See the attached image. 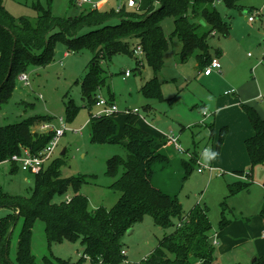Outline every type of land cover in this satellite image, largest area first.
<instances>
[{
  "label": "rangeland",
  "instance_id": "1",
  "mask_svg": "<svg viewBox=\"0 0 264 264\" xmlns=\"http://www.w3.org/2000/svg\"><path fill=\"white\" fill-rule=\"evenodd\" d=\"M39 1L43 6L48 7V0ZM36 2L37 0H4V5L15 17L25 16L35 19L39 15V11L33 6ZM70 3L71 0H53L51 9L56 16L78 13L77 8L71 7ZM124 3L125 0H111L106 6L101 5V8L108 9L111 5L117 7ZM216 5L228 24H233V38L229 51L239 64L236 72L240 76L237 79L243 81L244 76L252 75V68L263 65L255 71L254 76L264 84V74L261 76L264 73V64L260 62L264 31L262 22L264 0H242L235 9L227 8L221 1ZM127 8L132 11L136 7ZM241 11L245 14L241 15ZM251 14H256L254 22L246 19ZM198 21L204 25L198 29L199 33H203L208 29V25L203 19ZM162 26L166 36L169 37L174 30V18H165ZM236 33L240 37H237ZM227 37L221 33L209 36L211 53H214ZM239 42L241 47H236ZM136 45L137 41L133 40L132 46ZM181 49L182 43L174 38L169 51L165 53L164 66L157 73L138 52L134 56L116 54L98 62L106 81L98 89L97 97L113 101L118 107L114 117L118 124V132L113 138L117 139L116 141L112 139L105 142L94 141L91 134L89 121L97 115L100 108L97 103L88 106V101L82 95V84L92 67L95 51L87 47L78 50L69 49L63 42L56 44L53 58L49 63L30 64L26 71H21L17 75L12 96L0 103V126L21 122L30 117L39 118L32 127L34 131H39L44 123L51 124L55 128L63 127L65 124L66 131L60 138L52 159L45 166L54 159H61L62 176L80 179L81 186L78 193L88 198L89 208L104 207L111 210L122 196V192L115 187V182L123 169H120L118 176L111 177L107 174V162L113 156L127 159L128 149L126 141L122 139L126 112L137 110L136 114L139 116L137 124L155 136L158 147L164 146L159 142V135L172 131L178 136L183 125L184 135L179 143L184 151L180 152L173 147L167 149L169 152L163 149L169 160H159L154 164V184L170 195H177L185 213L198 204L208 207L212 223L209 235L215 248L214 255L217 262L249 264L252 259L264 256L262 251L264 250L262 249L264 248L262 217L264 163L255 166L253 176L249 177L247 172L251 170L250 165L247 171L242 169L236 171L228 169L231 167L230 164L216 160L225 139L220 151L216 149L217 144L213 146L212 143H218L223 134V126H219L218 121L216 123L214 109L209 105L212 101L197 82L201 73L196 55H192L184 62L180 55ZM262 62L264 63V60ZM127 70L131 71V76L125 79ZM25 74L29 77L28 85L22 81V76ZM155 76L161 83V94L164 99L148 98L142 91L145 84ZM247 90L253 94L249 85ZM204 102L207 104L205 107ZM70 103L78 109L75 115L68 118L67 109ZM149 106L153 109L150 110ZM242 111L243 107H238L237 113L232 117L231 124H234L232 126L235 130L238 126L243 127L247 119ZM213 128L214 138H212ZM188 149L200 157V162L191 161L186 151ZM204 149L210 150V154L204 156ZM64 150L65 153L62 154ZM247 160L249 162V157ZM182 161L191 162L188 173ZM199 167L203 169L202 172L198 171ZM11 168V163L8 161L0 163V184L3 189L13 195L29 196L34 187L33 176L23 171L21 167L15 172H11ZM238 175H241L240 178H237ZM238 182L246 184L245 187L242 186L236 192H232V188L238 186ZM76 193L71 187L62 195L56 194L53 201L60 202ZM10 212V208L0 207V219ZM223 218L234 223L235 232H229L228 225L223 229L220 227ZM178 222L179 220L175 219L174 226L162 228L155 223L152 216L145 215L122 237L123 249L127 251V256L119 264H126L125 261L127 264H139L150 255L163 237L176 229ZM23 223L22 218L18 219L14 227L10 251L13 262L16 261L17 242ZM243 224L247 226L245 232L242 230ZM221 232H225V237L229 238L225 243L220 237ZM216 239L219 244L214 245ZM30 246L38 264H44L45 256L75 263L82 256L84 248L81 241L68 240L49 246L46 226L42 220H37L34 224ZM86 264H90L89 261Z\"/></svg>",
  "mask_w": 264,
  "mask_h": 264
},
{
  "label": "trees",
  "instance_id": "2",
  "mask_svg": "<svg viewBox=\"0 0 264 264\" xmlns=\"http://www.w3.org/2000/svg\"><path fill=\"white\" fill-rule=\"evenodd\" d=\"M52 1L48 0V7H45L37 0L33 6L39 15L31 19L15 17L4 5V0H0V103L12 96L21 71H26L30 64H47L52 60L58 42L65 43L69 49L87 47L95 51L92 67L82 84V95L88 106L97 103V91L106 81L98 62L116 54L134 56L138 46L157 73L164 66V56L172 40L177 38L182 43V61L195 54L198 67L204 70L214 57L221 55L219 48L211 53L209 36L216 33L228 36L231 30V23L229 25L223 18L216 3L221 1L227 8L235 9L242 0H140L132 11L124 5L119 10L116 7H79L71 0V7L77 8L78 13L65 16L53 13ZM167 17L174 18V30L169 37L162 26ZM198 19L208 25L203 33L198 31L204 26ZM133 40L137 41L135 47ZM142 91L148 98L164 99L157 76L148 81ZM242 107L254 129V134L245 140L251 169L247 176L252 177L254 167L264 163V117L252 105L242 104ZM77 109L70 103L68 118L75 115ZM115 114L93 116L89 121L94 141L117 140L113 139L118 132ZM38 120V117H30L0 126V163L10 162L11 157L20 154L24 148L36 154L49 143L53 132L32 129ZM138 120L136 113L127 114L124 120L122 139L126 141L127 159L113 156L107 162V174L111 177L118 176L123 169L115 182L122 196L111 210L89 208L88 198L78 193L80 179L62 176L61 159L52 160L38 173L28 172L34 178L29 196L10 194L0 184V207L11 209L0 219V264H38L30 246L37 220L45 223L49 246L63 240L81 241L84 246L82 256L75 263L45 256L44 264H86L88 261L90 264H119L127 256L122 253V237L145 215L152 216L162 228L174 226L175 219L179 222L176 229L163 237L139 264H221L216 261L215 248L210 241L212 223L208 207L198 204L185 213L177 195H170L152 183L154 164L166 156L158 152V140L142 129ZM226 132L227 127H223L224 135L219 138L217 149H220ZM193 160L197 161V158L192 157ZM183 162L188 173L191 162ZM10 163L11 172L20 169L16 163ZM245 185L238 182L232 192ZM71 187L77 193L69 202L66 199L53 201L56 194L62 195ZM262 217L264 219V207ZM21 218L24 223L13 262L10 258L13 231ZM230 223L223 218L220 227L223 229ZM249 264H264V256L256 257Z\"/></svg>",
  "mask_w": 264,
  "mask_h": 264
},
{
  "label": "crops",
  "instance_id": "3",
  "mask_svg": "<svg viewBox=\"0 0 264 264\" xmlns=\"http://www.w3.org/2000/svg\"><path fill=\"white\" fill-rule=\"evenodd\" d=\"M108 2H102V6H106ZM110 7H115L114 5H111ZM102 9V8H101ZM104 9V8H103ZM245 14V13H244ZM248 19V17H246ZM249 21V20H248ZM263 22V27H264V20ZM233 24L231 25V30L230 34L228 37L225 39V41L221 42L219 49H221V55L217 56L219 57L222 68L220 71H213L211 74L206 75L204 74L203 70H200V77L197 80L198 84H200L201 88L205 90L206 94L208 95L209 99L212 101L209 105L214 109V117L215 121L219 126L227 127V133L225 134V141L222 145L221 151L220 149H216L220 151L218 157L216 158L217 161H224L226 164H230L231 167H228V169H242L246 170L249 168L250 161L248 162L246 155V147L245 145V140L249 137H251L254 134V129L252 127V124L244 112L242 111L243 114L246 116V121L243 124V127L238 126V128L235 130L234 127L231 124L232 123V117L237 113V108L242 107V104H249L254 106L260 115L264 117V84L262 81H260L257 76L255 77L254 74L256 73L255 71L259 70L262 68L263 65H260L256 68H252L251 74L248 76L243 77V81H239L237 78L240 76L238 72H236L239 68V64H237V61L233 59L231 56V53L229 51L230 45H231V40L233 38ZM237 37H240L236 33ZM245 39L244 37H241V39ZM239 39V38H238ZM236 47H241V42H239ZM261 64H264L262 61L263 59V50H262V56H261ZM260 64V63H259ZM202 71V72H201ZM264 73L261 74V76ZM259 75V73H258ZM249 85L250 90H252L253 94H251L247 90V86ZM218 90V91H217ZM218 92V94L216 93ZM203 106H207V104L204 102ZM152 110L153 107L149 106ZM148 109V108H147ZM235 113V114H234ZM142 128V127H141ZM185 127L182 125L181 126V132L179 136V141H181V137L184 135L182 134V130ZM215 128V127H214ZM212 130V138H214V129ZM243 128L241 131L240 129ZM144 129V128H142ZM145 130V129H144ZM147 131V130H146ZM152 135L150 131H147ZM154 136V135H152ZM155 137V136H154ZM159 142L161 144H164L162 147H158V143L156 144V149L158 152L162 153L163 155L166 156V160H169V156L166 154V152L163 153V149H168V148H174L176 149L172 143L167 141V139L163 135H159ZM163 138V139H161ZM211 138V139H212ZM195 143V141H193ZM213 146H215L216 143H212ZM170 145V146H169ZM188 152V156L191 159L192 156L200 159L199 156H197L195 153L190 152L189 149L186 150ZM169 152V150H167ZM223 154L224 157H223ZM247 156V157H246ZM216 161V162H217ZM183 162V161H182ZM223 164V163H221ZM245 168V169H244ZM236 170V171H237ZM240 171V170H238ZM255 171V170H254ZM253 171V172H254ZM245 173V172H244ZM246 175V174H245ZM238 175L237 178H240ZM253 176V174H252ZM250 177V176H249ZM155 182V176H152V183L154 184ZM154 186H156L154 184ZM158 187V186H156ZM159 188V187H158ZM162 190V189H161ZM165 192V191H164ZM167 193V192H166ZM170 194V193H168ZM233 224L230 223L228 225V231L229 232H235L233 229ZM242 230L245 232L247 229L246 224L242 225ZM218 234V233H217ZM225 232L220 233V237L222 241L225 243L229 238L225 237ZM219 235V234H218ZM264 235V232H263ZM217 240V239H216ZM219 244V241H217ZM264 249V248H262ZM264 251V250H262ZM217 257V256H216ZM255 259V258H254ZM252 259V261L254 260ZM217 261V260H216ZM251 261V262H252Z\"/></svg>",
  "mask_w": 264,
  "mask_h": 264
},
{
  "label": "built area",
  "instance_id": "4",
  "mask_svg": "<svg viewBox=\"0 0 264 264\" xmlns=\"http://www.w3.org/2000/svg\"><path fill=\"white\" fill-rule=\"evenodd\" d=\"M108 1H111V0H75L76 4L79 7H88V8H93V9L101 8V3L108 2ZM139 2L140 0H125L124 4L119 5L116 8L119 10L123 5L129 8L137 7L139 5ZM247 17L250 22H254L256 20V14H251V15H248ZM262 43H263V46H262L263 59L262 60H264V31H263V36H262ZM136 52L140 54L142 53V49L140 46L136 48ZM221 68H222V64H221L219 57H214L211 60V62L206 66V68L203 70V72L204 74L209 75L213 71H220ZM130 76H131V71L127 70L125 72L124 78L127 79ZM22 79H23L22 81H24L25 84L27 85L29 84V77L26 74L22 76ZM97 106L100 109L96 116H102V115L112 116L113 114L118 112L117 105L114 102L108 101L104 98H99V100L97 101ZM126 113L127 114L137 113V110L135 111L128 110ZM61 122L63 124V119H61ZM40 129L44 133L53 132V137L49 141V143L41 151H39L36 154L32 153L29 148H24L20 154L13 155L11 159L9 160L10 162L16 163L19 167H21L23 171L31 172L34 174L40 172L44 168L45 164L52 159L55 153V150L57 146L59 145L60 138L63 136V134L66 131L65 124H63V127L55 128L51 126V124L44 123L40 126ZM163 136L167 139V141H169L170 143L174 145L176 150L180 152L184 151V149L181 147L179 143V136L175 135L172 131ZM197 161H199V159H197ZM198 171L202 172L203 169L199 167ZM66 200L69 202L71 200V197L67 196ZM213 244L214 245L218 244L217 240H215ZM122 253L124 255H127L126 250H123ZM125 263L127 264L126 261Z\"/></svg>",
  "mask_w": 264,
  "mask_h": 264
},
{
  "label": "clouds",
  "instance_id": "5",
  "mask_svg": "<svg viewBox=\"0 0 264 264\" xmlns=\"http://www.w3.org/2000/svg\"><path fill=\"white\" fill-rule=\"evenodd\" d=\"M209 154H210V150H208V149H205V151H204L203 155H204V156H207V155H209Z\"/></svg>",
  "mask_w": 264,
  "mask_h": 264
},
{
  "label": "water",
  "instance_id": "6",
  "mask_svg": "<svg viewBox=\"0 0 264 264\" xmlns=\"http://www.w3.org/2000/svg\"><path fill=\"white\" fill-rule=\"evenodd\" d=\"M245 12L244 11H242V12H240V14L241 15H243ZM65 153V150L62 152V154H64ZM133 231H131V233H132Z\"/></svg>",
  "mask_w": 264,
  "mask_h": 264
}]
</instances>
